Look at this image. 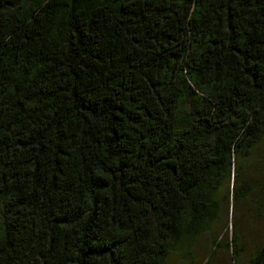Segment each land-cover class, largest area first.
<instances>
[{
  "label": "trees",
  "instance_id": "1",
  "mask_svg": "<svg viewBox=\"0 0 264 264\" xmlns=\"http://www.w3.org/2000/svg\"><path fill=\"white\" fill-rule=\"evenodd\" d=\"M263 141L264 0H0V264H264L216 233Z\"/></svg>",
  "mask_w": 264,
  "mask_h": 264
},
{
  "label": "rangeland",
  "instance_id": "2",
  "mask_svg": "<svg viewBox=\"0 0 264 264\" xmlns=\"http://www.w3.org/2000/svg\"><path fill=\"white\" fill-rule=\"evenodd\" d=\"M245 179L250 188L247 199L239 203L234 215V203L231 199L225 204L221 221L216 225V233L228 231L233 237L234 223H237L239 235L246 245L248 256H253L264 244V141L256 148L247 162ZM230 187V186H229ZM233 183H231V188ZM230 188V194H232ZM236 227V226H235ZM216 247L214 249L211 235L201 237L191 249L192 257L184 260L178 254L171 257L170 264H236L231 248ZM214 252L213 259L209 260ZM248 258L245 256V262Z\"/></svg>",
  "mask_w": 264,
  "mask_h": 264
}]
</instances>
